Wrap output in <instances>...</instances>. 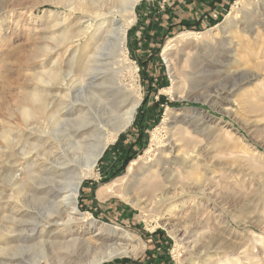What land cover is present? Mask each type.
Masks as SVG:
<instances>
[{
  "label": "rangeland",
  "instance_id": "obj_1",
  "mask_svg": "<svg viewBox=\"0 0 264 264\" xmlns=\"http://www.w3.org/2000/svg\"><path fill=\"white\" fill-rule=\"evenodd\" d=\"M134 10L125 53L104 63L108 73L119 68L141 100L130 126L81 184L78 210L92 223L73 221L61 233L41 221L49 209L39 198L45 193L33 196L28 175L44 158L36 144L50 150L62 133L52 130L44 142L47 135L34 134L29 143L36 146L24 156L0 139V247L23 245L19 262L0 254V264H34L41 247L51 259L62 251L53 243L74 238L137 253L99 264L123 258L142 260L127 264H264V0H139ZM63 11L58 0H0V132L21 124L18 108L37 88L32 77L40 66L57 62L56 70L72 78L83 72L91 46L84 47L85 38L62 39L79 29L76 19L64 29ZM181 20L194 27H181ZM182 31L199 37L170 41ZM45 47L52 50L37 60ZM72 91L74 105H96L91 95ZM53 103L50 112L65 110ZM176 153L190 158L180 167L167 163ZM125 157L131 158L122 167ZM33 224L44 230L27 232ZM100 225L118 232H97ZM77 253L65 264L87 255L85 248Z\"/></svg>",
  "mask_w": 264,
  "mask_h": 264
},
{
  "label": "bare ground",
  "instance_id": "obj_2",
  "mask_svg": "<svg viewBox=\"0 0 264 264\" xmlns=\"http://www.w3.org/2000/svg\"><path fill=\"white\" fill-rule=\"evenodd\" d=\"M58 1L64 3L66 10L63 11L62 15V22L66 23L64 29L68 28L74 19L79 22V29L73 37L68 38L64 34L62 39L73 42V38H85L86 45L84 47L91 46L88 52L85 51L87 63L82 64V69H84L80 75L78 74V78H72L69 74L71 72L63 74L61 70H56L57 62H53L48 67L40 66V69L36 70L32 77L37 88L24 94V101L18 108L21 116V124L18 125L21 127L18 129L17 123L15 126L7 124L0 132V139L5 144L6 149L11 148L21 156L29 153V147L36 145L39 147V153L44 155L41 169L37 173L31 172L28 179L34 188L33 196L45 193L43 197L39 198L49 209L48 212L44 211L45 213L40 215L43 216L41 221L44 224L59 226L57 228L62 233L68 228L70 222H77L82 219V221L87 220L88 223H92L93 220L90 216L88 217L78 210L77 202L81 184L85 178L94 174V169L107 146L116 139L118 134L130 126L141 97L131 85L128 86L124 83L119 68L114 67L108 73L105 71L107 63H104L107 62L110 54L116 62V58L125 53L127 29L135 20L134 9L139 0ZM192 37L197 39L199 34L192 31H182L170 41ZM46 48H44L43 54L36 55L37 60H39L38 57L41 58L47 51L52 50ZM68 80L71 82L70 85L67 84ZM74 82L77 84H73ZM106 83L107 86L102 88L101 84ZM72 84L77 86L72 88ZM66 87H68V93H62L61 91ZM72 89L74 92L82 90L84 95H91L96 105L92 106L91 109L83 105H74L71 100L76 101V98L72 97ZM67 97L69 100H63ZM56 100L59 104H64L63 109L65 108L63 112L60 111L57 114L50 112L53 102ZM254 106L256 107L254 104L249 105L250 108H254ZM51 110L56 111L53 108ZM32 119L37 121L34 120L35 122L32 123L30 122ZM52 130L62 133V138L53 136ZM34 134L37 139L47 135L48 137L42 138L43 142L48 140L49 135L53 136L55 141L52 142V149L44 150L43 144L32 145L29 143L31 137L35 136ZM14 135H24V137L22 140L20 138H16V140ZM169 147L170 152L174 150L172 144ZM177 153L166 162L177 164L180 167L190 158V155H178ZM184 172L187 175L191 173L186 169ZM163 190L159 191L160 196L165 197L167 191ZM98 195L102 197L101 193ZM44 227L38 229L37 224H33L31 229H27V232L39 231L41 233ZM103 227L106 228L103 229ZM117 229L114 226L100 225L97 227V232L111 231L115 234L118 232ZM122 234L128 238L131 236L128 232H122ZM24 236L27 237L28 235ZM56 245L58 250H62L60 253L49 259L46 250L41 247L39 259L34 264H39L41 260L45 264L71 262L66 261V259L75 255L79 247L85 248L87 255L82 256L76 264H99L116 257L137 254L123 245H99L93 248L91 244L86 241L81 242L79 238L53 243L52 247ZM22 247L23 245L0 247V254L6 259L19 262L18 257L20 256L17 255ZM80 255L82 254L79 253L78 255L77 253L76 258Z\"/></svg>",
  "mask_w": 264,
  "mask_h": 264
},
{
  "label": "trees",
  "instance_id": "obj_3",
  "mask_svg": "<svg viewBox=\"0 0 264 264\" xmlns=\"http://www.w3.org/2000/svg\"><path fill=\"white\" fill-rule=\"evenodd\" d=\"M179 25L182 27H186L188 29H192L194 27L193 23H191L190 21H184V20H181ZM165 78V76H163ZM121 137V134L118 136V139H120ZM119 142V140H118ZM117 142V143H118ZM127 150H129V148H127ZM131 150V149H130ZM131 157H125L124 161H123V164L121 165L122 167L125 166V164L129 161ZM118 263H121V264H127V263H142V260H138V261H133L129 258H123L121 260H118V261H112V264H118Z\"/></svg>",
  "mask_w": 264,
  "mask_h": 264
}]
</instances>
